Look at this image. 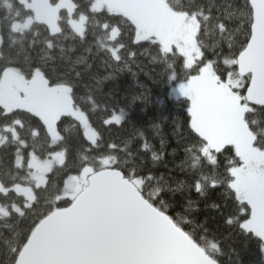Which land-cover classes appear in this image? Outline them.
I'll return each mask as SVG.
<instances>
[{
    "label": "trees",
    "instance_id": "1",
    "mask_svg": "<svg viewBox=\"0 0 264 264\" xmlns=\"http://www.w3.org/2000/svg\"><path fill=\"white\" fill-rule=\"evenodd\" d=\"M72 2L73 15L87 17L83 35L69 24L65 10L59 13V32L53 33L39 21L26 30H14V24L27 20L33 11L21 0H0V79L7 69H14L28 78L40 72L50 85H67L73 106L86 114L97 134L95 143L90 142L80 122L63 113L57 119L59 140L53 143L37 112L26 108L6 112L0 105V139H4L0 144V183L7 188L21 184L34 189L30 204L13 190L0 192V204L7 210H0V264H16L36 226L51 212L71 205L72 199L64 196L66 181L86 168L121 171L145 200L167 214L219 264H264L259 240L243 235L236 221L231 225L222 221L224 215L237 214V194L226 183L225 164L208 165L201 154L204 141L189 133V98L170 95L172 85L190 78L183 56L165 52L154 39L137 41L136 26L124 14L92 10V0ZM166 2L175 12L191 15L193 9L200 8L211 12L207 19L197 17L200 58L210 61L207 64L220 79L231 67L227 79L233 78L232 56L247 39V22L251 20L246 0H216L228 9L230 17L223 29L218 21L225 13L218 17L215 6L209 9L213 0ZM114 29L117 35L113 38ZM112 49H116L118 61L113 59ZM203 59L196 62L203 63ZM244 103L247 128L253 141L264 149V108L251 106L246 99ZM121 111L124 119L119 126L104 123L113 112ZM145 142L151 150L142 148ZM229 146L218 150L221 161L231 159L232 153L223 152ZM59 151L65 153L64 163L48 173L43 186L35 187L28 164L31 153L47 159ZM151 151L157 153V159ZM138 179L142 183H137ZM200 179L203 195L192 190ZM212 179L221 181L220 186L210 187Z\"/></svg>",
    "mask_w": 264,
    "mask_h": 264
},
{
    "label": "rangeland",
    "instance_id": "2",
    "mask_svg": "<svg viewBox=\"0 0 264 264\" xmlns=\"http://www.w3.org/2000/svg\"><path fill=\"white\" fill-rule=\"evenodd\" d=\"M33 11V15L24 22H16L14 30H26L34 21L43 22L48 25L53 33L60 31V11L65 10L68 14V21L78 35L85 31L86 15L75 17V6L72 0H58L53 3L51 0H21ZM92 10L105 9L111 13L124 14L130 18L136 26L135 39L137 41L154 39L158 41L165 52L176 51L183 56L185 63L189 58L196 62L201 57V50L197 44V32L199 22L197 17L183 12L173 11L166 0H92ZM114 29L112 37H116ZM1 45V35H0ZM201 74L212 84L215 91L222 97L232 100L231 125L235 135L242 138L249 146V176L251 186L259 195L264 196V150L251 147L253 136L248 130L244 120V112L247 104H240L232 96L231 87L233 78L221 80L206 64L201 69ZM188 79L171 86L170 95L173 98L190 97L183 94L180 86L186 84ZM236 84L243 85V79H238ZM240 90V89H238ZM0 105L6 112L16 108H26L37 112L44 120L52 138V142L59 140L57 131V119L63 113H68L76 118L82 125L87 139L95 143L97 134L88 121L86 114L79 108L74 107L70 88L64 84L50 85L45 77L36 72L33 77H26L17 70L7 69L0 79ZM124 116V112H122ZM4 139H0V144ZM225 145L234 146V136L221 135L207 142V147L217 151ZM65 161V153L59 151L50 158L40 159L31 153L28 160L32 168V179L35 187L43 186L46 183L48 173ZM18 164H22L19 156ZM93 173L91 168L84 169L80 174L70 176L66 181L64 196L74 199L87 184L89 175ZM13 190L25 196L27 203L34 200V189L30 185H15L7 188L0 183V192L6 193ZM0 210L6 213L7 210L0 204ZM257 227L264 228V216H258ZM264 255V250H263Z\"/></svg>",
    "mask_w": 264,
    "mask_h": 264
},
{
    "label": "water",
    "instance_id": "3",
    "mask_svg": "<svg viewBox=\"0 0 264 264\" xmlns=\"http://www.w3.org/2000/svg\"><path fill=\"white\" fill-rule=\"evenodd\" d=\"M256 6L264 12V0H256ZM260 64L264 41L258 39L249 67ZM246 100L264 108V87L250 91ZM144 200L121 171L93 172L69 207L51 212L36 226L16 264H196L199 247L186 233L188 240L180 243L156 238L142 210Z\"/></svg>",
    "mask_w": 264,
    "mask_h": 264
},
{
    "label": "snow or ice",
    "instance_id": "4",
    "mask_svg": "<svg viewBox=\"0 0 264 264\" xmlns=\"http://www.w3.org/2000/svg\"><path fill=\"white\" fill-rule=\"evenodd\" d=\"M221 2L223 3L225 0H221ZM246 4L251 11V20L247 22V39L239 51L232 56V61L235 62V75L233 76V84L235 86L230 85L232 96L240 104L244 103L250 91L258 87H264V64L249 67V58L257 40L264 41V12L257 10L256 0H246ZM213 6L217 9L218 17L222 12L225 13L224 17L218 21L219 26L223 29L226 26L225 21L230 18L227 15L228 9L221 8L220 4L216 3V0L209 4V9ZM191 15L194 18L204 15L205 19H207L211 12L204 13L202 8L193 9ZM133 42L136 43L135 40ZM112 53L113 59L118 61L119 56L116 54V49H112ZM207 63H210L207 59H203V63H198L193 62L189 58L183 64L188 70L190 77L186 84L180 86L183 94L191 99L189 133L194 139L204 141V145L201 147V154L205 157L209 166L218 167L221 163L225 164L223 170L228 175L226 183L231 191L237 194L234 196L237 214L224 215L222 216V221L228 225L236 221L241 233L256 237L260 242L261 249L264 250V228L256 225L257 217L264 216V196H259L251 186V178L248 172L250 149L241 137L235 135L234 128L231 125V105L233 101L220 96L206 77L201 74V69ZM232 71V68L229 67V71L221 79L226 80ZM217 75L219 76L220 74L217 72ZM238 79H244L245 83L243 85L236 84L235 82ZM123 119L122 111L113 112L109 117L105 118L104 123H114L119 126ZM221 135L234 136V146L223 149V152L232 153L231 159L226 162L221 161L220 152L207 147L208 141ZM251 147L261 148L256 142H253ZM142 148L151 150V145L145 142ZM151 156L154 159L158 158L155 151H151ZM137 183H142V180L138 179ZM220 184L221 181L212 179L209 186L216 188ZM192 190L198 195L204 194L205 189L201 179L195 181L192 185ZM214 207H219V205H214ZM142 210L147 217L151 218L152 226L156 229L157 239L171 238L176 243H180L181 240H188L187 235L175 227L167 214L157 212L147 200L143 201ZM214 247L218 246L214 245ZM194 256L196 257V264H219L215 257L208 255L206 251L199 248L196 249Z\"/></svg>",
    "mask_w": 264,
    "mask_h": 264
}]
</instances>
